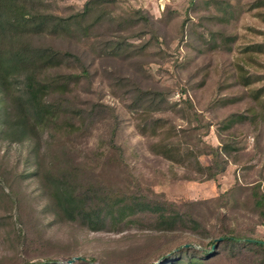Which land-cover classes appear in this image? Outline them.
<instances>
[{
  "label": "rangeland",
  "instance_id": "374dc122",
  "mask_svg": "<svg viewBox=\"0 0 264 264\" xmlns=\"http://www.w3.org/2000/svg\"><path fill=\"white\" fill-rule=\"evenodd\" d=\"M17 2L34 22L24 46L62 59L45 71L30 53L28 67L88 75L54 97L56 124L20 142L3 135L0 95V264H264L246 246L199 254L223 236L264 241L253 197L264 200V0ZM47 15L80 17L39 29ZM12 68L15 97L27 73ZM234 115L244 119L227 125ZM57 178L105 213L97 231L63 217L49 196ZM143 204L174 216L173 229Z\"/></svg>",
  "mask_w": 264,
  "mask_h": 264
},
{
  "label": "trees",
  "instance_id": "16d2710c",
  "mask_svg": "<svg viewBox=\"0 0 264 264\" xmlns=\"http://www.w3.org/2000/svg\"><path fill=\"white\" fill-rule=\"evenodd\" d=\"M86 13L87 11L83 12L81 17H84ZM13 14H16V18ZM79 17L80 15L74 16L71 19H60L55 16L47 15L39 16L33 20L35 21L38 19L40 21L39 29H46L54 21L60 26L61 23L68 24L70 20ZM33 23L31 17L26 13L23 4L17 2V0H0V32H4L3 38H7L10 46L13 44L17 46L16 49L11 50L9 53L0 50V95L3 96V103L7 102V106L3 113L2 132L4 137L12 142L33 139L35 135L42 133L43 130L49 129L52 125L56 124L58 121V112L57 110L55 111V109H58L60 105L53 102L54 97L63 98L69 91L70 84H77L82 77L88 75L87 71L83 70L80 75L55 74L51 79L40 77L35 73V70L29 68L28 66L33 57L30 53H35L37 55V63H40L41 68L45 69V71L58 68L62 62L60 52L50 49L31 50L28 45L24 46L23 37H25V34H22L20 29L25 24L33 25ZM5 65L8 66V70L13 69L12 67H16V69L25 67L27 73L22 79V89L15 97H11L9 92L7 81L10 72L4 70ZM243 119L242 116H231L227 125ZM71 127L75 128L76 126L72 125ZM73 130L78 131V128L76 127V129ZM54 184L55 186H53L49 196L60 213H62L63 217L67 220H81L94 231L99 229L97 227L102 225L101 223L106 222L105 213H103L104 216H102L101 212L94 211L88 206H83V200L69 189L70 185L65 179L57 178ZM253 197L258 207L264 206V200L260 195L253 193ZM142 207L141 211L148 212L155 217V220L158 222L159 230L170 231L173 229L174 216L171 217L165 214V211L160 205L143 204ZM134 213L135 212L132 211L126 213L124 216H133L135 215ZM122 215L123 214H121V217ZM261 217L264 219V211L261 212ZM121 219L122 218H120V220ZM249 240L255 239L223 236L212 243L213 245L210 247V250L201 251L199 254L204 258H209L218 245H231L233 247L246 246L249 249L264 250L263 245L252 243ZM187 248L188 247H185V249ZM77 262L87 263L84 258H80ZM28 264L57 263L45 261ZM165 264H179V261L167 260Z\"/></svg>",
  "mask_w": 264,
  "mask_h": 264
},
{
  "label": "water",
  "instance_id": "95a60500",
  "mask_svg": "<svg viewBox=\"0 0 264 264\" xmlns=\"http://www.w3.org/2000/svg\"><path fill=\"white\" fill-rule=\"evenodd\" d=\"M249 241L252 242V243H255V244H259V245H263L264 246V241H260V240H249ZM79 259H80L79 257L71 258L65 264H73L74 262H77ZM90 264H93V263H90Z\"/></svg>",
  "mask_w": 264,
  "mask_h": 264
}]
</instances>
